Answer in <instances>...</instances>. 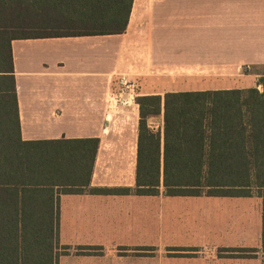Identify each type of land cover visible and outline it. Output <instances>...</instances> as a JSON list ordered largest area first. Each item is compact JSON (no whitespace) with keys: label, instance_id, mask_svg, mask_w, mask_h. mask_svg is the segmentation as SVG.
Returning a JSON list of instances; mask_svg holds the SVG:
<instances>
[{"label":"crops","instance_id":"crops-1","mask_svg":"<svg viewBox=\"0 0 264 264\" xmlns=\"http://www.w3.org/2000/svg\"><path fill=\"white\" fill-rule=\"evenodd\" d=\"M12 50L22 139H99L90 189L133 190L135 99L251 88L239 85L264 72V0H134L123 35ZM59 208V264H264L257 197L60 192Z\"/></svg>","mask_w":264,"mask_h":264},{"label":"trees","instance_id":"trees-1","mask_svg":"<svg viewBox=\"0 0 264 264\" xmlns=\"http://www.w3.org/2000/svg\"><path fill=\"white\" fill-rule=\"evenodd\" d=\"M133 6L134 0H0V264H59L60 192L257 197L264 249V72L246 89L137 97L133 190L90 189L99 139H22L13 42L123 35Z\"/></svg>","mask_w":264,"mask_h":264},{"label":"rangeland","instance_id":"rangeland-1","mask_svg":"<svg viewBox=\"0 0 264 264\" xmlns=\"http://www.w3.org/2000/svg\"><path fill=\"white\" fill-rule=\"evenodd\" d=\"M257 82H258V78L255 79L254 77H250V78H247L246 80H242L239 86L240 87H252V86H255ZM119 88L125 92H129L126 90V87L125 88L119 87Z\"/></svg>","mask_w":264,"mask_h":264},{"label":"built area","instance_id":"built-area-1","mask_svg":"<svg viewBox=\"0 0 264 264\" xmlns=\"http://www.w3.org/2000/svg\"><path fill=\"white\" fill-rule=\"evenodd\" d=\"M122 88H125L126 87V90L129 91L130 94H132L134 96V94L136 93V88L137 86L135 85V83H128L127 81L125 80H121V85H120ZM261 88V87H260ZM121 92H125L123 90H121ZM125 104H127L126 101H124Z\"/></svg>","mask_w":264,"mask_h":264}]
</instances>
